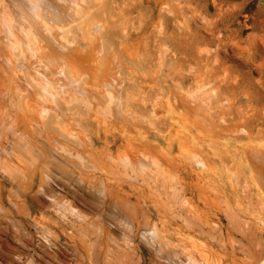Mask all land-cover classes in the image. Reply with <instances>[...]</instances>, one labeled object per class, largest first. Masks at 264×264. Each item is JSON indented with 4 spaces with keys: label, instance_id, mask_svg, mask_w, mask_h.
I'll use <instances>...</instances> for the list:
<instances>
[{
    "label": "rangeland",
    "instance_id": "rangeland-1",
    "mask_svg": "<svg viewBox=\"0 0 264 264\" xmlns=\"http://www.w3.org/2000/svg\"><path fill=\"white\" fill-rule=\"evenodd\" d=\"M69 1L90 12L97 45L77 60L92 82L114 75L138 127L74 104L83 184L58 166L44 194L33 171L28 193L0 178V264H264V0H27ZM153 228L163 247L143 236Z\"/></svg>",
    "mask_w": 264,
    "mask_h": 264
},
{
    "label": "bare ground",
    "instance_id": "bare-ground-1",
    "mask_svg": "<svg viewBox=\"0 0 264 264\" xmlns=\"http://www.w3.org/2000/svg\"><path fill=\"white\" fill-rule=\"evenodd\" d=\"M80 1L81 0H78V2ZM29 2H27V0H0V178L3 181L11 182L12 185L17 187L26 185L25 191L28 193V191L32 189L34 183V181L30 179L31 171H33L36 176L32 177L33 179L37 178L38 175L41 177L38 193L44 194L45 187H47L45 186V183L54 182V175H52V172L50 171L51 168H56V166L66 168L67 172H69V178H66L65 176L63 177L69 181H72V179H75L77 176L76 173L73 172L74 170L79 169L84 175L87 172L84 161L90 158L86 154L84 155L81 153V151H78L77 147H75V143L74 146L69 140L71 138H76V131L74 128L77 127L73 126V124L76 122L74 117L77 112H75L76 108L74 107V104L80 103L81 106H84L87 109H98L101 112H99L100 115L97 113L99 117L102 112H104L103 114L106 115L102 114L104 120V117L110 115L118 123L131 121L133 122L132 124H135V127L132 125L134 128L138 127V124L136 123L139 122V119L137 120V116H131L129 109L125 110V97L121 96L114 99L111 95L110 87L117 84L114 75L110 79L104 77L105 80L102 81L103 77H101L102 74L97 73L99 71L98 69L96 73L101 77V80L100 82L99 80L92 82L94 79L90 80L87 78L89 64H86L87 62H82L83 59L82 61L77 60V56L79 55L76 56L74 52L75 50H79L82 52L83 56H87L89 50L97 46L91 32L92 30H90L91 26L89 28L90 12L85 6L83 7L79 4L74 6L77 2L72 4V2L69 1L70 4L73 5L71 9V6L69 5L70 7L68 10H62L63 8L60 9V6L58 7L60 10H55L57 6L56 8H54V6L50 7L54 10H48V8H37L35 2L34 6H36L34 8L31 6L33 4L30 5ZM30 3H33V0ZM40 4L41 6L44 5L41 1ZM48 5L49 4H47V6ZM59 21H63V23L66 22V24L68 21L73 23L79 22L73 25L71 24L69 27L64 23L66 28L64 27L65 29H61L59 26L60 24L58 25ZM55 23H57L56 25L60 28H57L58 26L56 25L55 27L53 25ZM90 67L92 68V65H90ZM91 70H93V68ZM93 78H97V75L94 77L93 74ZM175 84L176 87H181L179 84ZM74 86L78 87L75 89ZM174 88L175 87H173V89ZM180 90L182 89L180 88ZM180 90H177L178 93H180ZM199 90L196 92L199 93ZM174 91L173 92L176 93V90ZM202 92L205 94L207 91ZM118 93L119 92H117V94ZM181 93H183V91ZM77 94L78 96H76ZM209 94L207 93V95ZM187 95L189 98L190 94L188 93ZM199 95H201V92ZM179 96L180 95H178V97ZM196 96L199 99V96ZM209 96L211 98V94ZM175 97L177 98V96H174V98ZM182 97L184 98V95ZM181 99L182 98L180 97V100ZM183 100L184 99H182V101ZM179 101L176 99L175 103ZM200 101L201 100H197L198 103H200ZM203 101L205 100H202V103H204ZM185 102H187V100ZM193 102L189 103L193 105ZM205 103H208V101H205ZM181 104L183 105L185 103ZM198 106H201V103ZM79 109L80 111H83L82 108L79 107ZM82 111L81 113L84 112ZM198 111H200V109ZM84 113L83 115H86V113ZM79 116H81V114ZM103 123L105 124V121ZM121 123L119 129L122 130L121 125H124L125 129L126 125ZM56 132H61V135H57L58 137L55 136L54 133ZM86 139L84 140L85 142H87ZM89 143L91 142L88 139V144ZM126 160L127 159H123V161ZM127 162L135 166V170L137 168L146 170L149 167V163L143 159ZM135 170L132 171L134 172ZM135 173L137 172L135 171ZM77 178L78 179H75V182L81 186L84 179L79 176ZM60 189L61 188H59V190ZM71 193L72 191L70 194ZM70 194L69 196H71ZM2 196L3 189L0 186V215L7 211L3 207L4 204L2 205L1 203ZM65 210L66 209L63 208L55 209L58 218L64 222L68 220L67 212ZM76 210V208H72V211L75 212ZM69 213L73 214L72 212ZM1 217L2 216H0V218ZM6 228L8 229V226ZM148 230L143 233V236L150 243H156L163 247L165 241L156 228ZM47 241L50 242L49 240ZM189 264H194V261H189Z\"/></svg>",
    "mask_w": 264,
    "mask_h": 264
}]
</instances>
